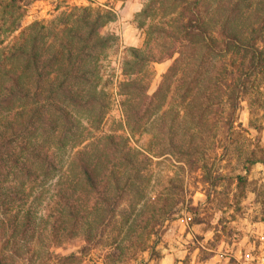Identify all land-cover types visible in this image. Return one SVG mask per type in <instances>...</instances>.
Instances as JSON below:
<instances>
[{"label":"rangeland","instance_id":"obj_1","mask_svg":"<svg viewBox=\"0 0 264 264\" xmlns=\"http://www.w3.org/2000/svg\"><path fill=\"white\" fill-rule=\"evenodd\" d=\"M263 15L264 0H0L1 46L26 29L43 51L38 72L7 64L27 97L0 93V264L159 263L171 239L172 264H264V68L238 77L248 56L219 49L224 20L248 35Z\"/></svg>","mask_w":264,"mask_h":264},{"label":"trees","instance_id":"obj_2","mask_svg":"<svg viewBox=\"0 0 264 264\" xmlns=\"http://www.w3.org/2000/svg\"><path fill=\"white\" fill-rule=\"evenodd\" d=\"M197 15L198 13H195V17H197ZM85 25H88V23H85ZM183 28H185L186 35L191 31H200V27L195 25V23H192V20L187 21ZM234 30L235 29H231L230 27L228 29V22L227 20H224L219 32L221 37L219 49L225 53L238 49L248 56L246 64L238 66V71H236L238 77L247 76L248 73L254 71L256 68H264V50L262 48L260 49L257 45L259 42L258 39L261 36L260 33L264 30V15L261 17L258 27L250 30L251 32L248 35L234 33ZM26 39L27 31L26 29H23L8 45L1 46L2 41L0 40V74L3 76V79L1 80L2 83L0 86V93L3 96V101L7 100L9 102L13 96L18 98H25L28 96V88L22 77V73L7 65L12 59H30L34 70L38 72V69H40L43 51L40 47H36V45H34L35 47L33 45L28 47ZM101 43H103V39L98 36H96L92 41L93 46ZM209 46L212 48V46L214 47L215 45L211 42V45ZM184 69L185 67L178 68V70L181 71ZM35 81V91H37L41 83L39 75H37V79ZM74 99L75 98L73 97L72 100ZM2 155L3 150H1L0 147V159L2 158ZM80 169L89 184L92 185L93 182L90 178L91 175L88 167L81 163Z\"/></svg>","mask_w":264,"mask_h":264},{"label":"crops","instance_id":"obj_3","mask_svg":"<svg viewBox=\"0 0 264 264\" xmlns=\"http://www.w3.org/2000/svg\"><path fill=\"white\" fill-rule=\"evenodd\" d=\"M231 223H235L233 219H228ZM176 238L179 240V238L176 236ZM176 242V239H171L169 241V245L167 248L164 249V255L160 259L159 263H153L152 261L148 262L147 264H172L174 256H178V253L180 254V250H178L176 247L172 246V243ZM179 243V242H176Z\"/></svg>","mask_w":264,"mask_h":264}]
</instances>
